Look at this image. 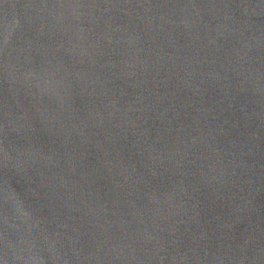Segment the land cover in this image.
<instances>
[{
  "label": "water",
  "instance_id": "water-1",
  "mask_svg": "<svg viewBox=\"0 0 264 264\" xmlns=\"http://www.w3.org/2000/svg\"><path fill=\"white\" fill-rule=\"evenodd\" d=\"M0 264H264V0H0Z\"/></svg>",
  "mask_w": 264,
  "mask_h": 264
}]
</instances>
